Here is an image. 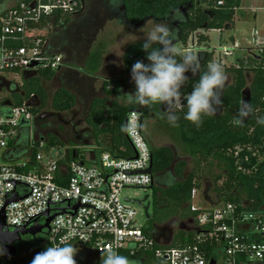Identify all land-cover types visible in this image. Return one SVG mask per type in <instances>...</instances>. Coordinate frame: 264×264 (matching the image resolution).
Masks as SVG:
<instances>
[{"label":"built area","instance_id":"2783aa9c","mask_svg":"<svg viewBox=\"0 0 264 264\" xmlns=\"http://www.w3.org/2000/svg\"><path fill=\"white\" fill-rule=\"evenodd\" d=\"M82 2L31 0L0 16V219L3 213L5 228L43 224L49 211L54 215L49 245L72 243L99 255L115 245L114 250L134 264H210L211 260L215 264H264V211L251 213L224 202L197 208L193 205L197 189L192 191L191 204L192 211L200 212L196 227L190 230L193 243L160 245L147 227L138 224L136 204L128 201L134 199L123 191L150 188L154 175L149 172L153 150L137 110L129 111L125 122L126 137L134 147L131 156L103 151L87 163L63 148H47L42 140L34 141L23 161L16 163L9 156L19 129L34 116L32 101L15 105L2 97L4 89L11 92L9 76L60 69L63 55L48 51V35L45 38L44 30L34 24L56 14H74L83 9ZM216 5L222 6L223 1ZM257 48L264 58V49ZM223 50L225 56L231 55ZM34 62L37 65L31 67ZM36 144L39 151L32 160L29 156Z\"/></svg>","mask_w":264,"mask_h":264},{"label":"trees","instance_id":"16d2710c","mask_svg":"<svg viewBox=\"0 0 264 264\" xmlns=\"http://www.w3.org/2000/svg\"><path fill=\"white\" fill-rule=\"evenodd\" d=\"M218 0H120L123 6L124 19L132 26H140L145 21L163 20L170 24L176 32L174 46L182 44L185 48L191 37H196V45H201L209 41V36L202 31L212 29L222 30L234 25L236 9L240 7L242 0H222L223 5L217 6ZM29 4L31 0H22ZM84 6V2H82ZM82 7L74 14L55 15L50 18L42 19L41 22L34 24L36 29L48 30L66 27L77 15ZM173 15L178 19L173 21ZM46 34L44 37L47 38ZM142 43L132 44L125 51V63L131 67L136 61L140 60L147 63L146 54L141 48ZM93 64L100 63L97 54L92 56ZM200 61V72L207 68V64L213 62V52H200L197 56ZM179 59V57H177ZM226 74V80L220 95L222 105L217 109L215 115L202 117L200 125L197 127L192 122L183 119L186 107L184 106L183 94L191 91V86L198 79L199 73L193 76L191 72L186 73L188 81L181 88V97L178 100L174 111L178 120L174 124L180 129L183 142L191 147L194 155L201 158V162H208L222 158L228 164L225 180L219 185L223 178H215V186L212 192L218 202L233 203L238 210H245L251 213L264 211V126L258 125L256 119L264 115V58L249 53L247 58H242L235 65H222ZM95 66L93 69H96ZM45 77H51L54 70L40 69ZM253 73L252 79L248 80V75ZM35 78V77H34ZM231 79L228 86L226 82ZM22 97H26L21 93ZM27 99L34 105L30 111L35 115L48 105L47 96L42 84L35 83L27 95ZM241 99L250 102L252 112L245 121L236 125L233 120ZM21 101L20 105L25 102ZM106 99L99 100L93 104L91 113L86 122L96 133L98 146L95 155L103 151H109L119 156H131L132 148L125 137L124 126L129 112V107H121L113 104L107 108ZM39 104V105H38ZM73 98L62 89H59L51 100V108L57 112L64 113L73 108ZM142 118L152 114L154 117L169 123L166 119V106L162 104H151L140 110ZM29 127L30 122L24 124ZM23 125V126H24ZM103 125H108L106 131L109 132L111 140L108 144H103L100 132H103ZM21 139V140H20ZM12 147L29 142V138L22 136ZM36 146L32 149L29 156L35 158ZM47 148H62L59 140L52 136L48 139ZM153 150V173L167 171L173 163V152L169 147H160ZM72 158V155H70ZM184 164H177L174 173L177 179L167 185V189L161 194L154 192L153 214L150 217L147 231L154 235V226H161L170 220H187L192 223L191 228L196 226V217L200 212L191 210L192 191L198 188L194 176L184 178ZM180 243H193L194 233L180 230ZM187 236V241L182 238ZM213 255H216L214 253ZM213 255L208 256L210 258ZM99 264V263H93Z\"/></svg>","mask_w":264,"mask_h":264},{"label":"rangeland","instance_id":"374dc122","mask_svg":"<svg viewBox=\"0 0 264 264\" xmlns=\"http://www.w3.org/2000/svg\"><path fill=\"white\" fill-rule=\"evenodd\" d=\"M20 2H22V0H0V12L13 8ZM83 2L84 6L82 11L75 15L66 27L54 28L52 26L51 29L48 30V33L44 30L43 33L48 34V51L50 53H53L54 45L55 43H58V40L68 42L73 48L76 47V44L81 46V43H77V37L84 35L83 32L87 29L83 26V24H80V21L87 16L91 5L95 9V13L92 14L93 17H95V23L94 25H91L89 30V38L93 37L95 40V42H93V49H91L93 52L94 50L96 52V50L103 51L106 49L108 50L106 52H110V57H112L117 54L119 55L121 50L118 49V47L120 45L124 46L125 43H130L128 41L136 39V37L129 34L136 35L138 37L137 40L143 39V33L139 31L141 28L133 29L127 25L126 21L122 23L119 16L116 14L111 15V13L109 14V12H107L102 1L83 0ZM234 26V28L232 27L230 29H212L207 31V34L209 35L207 46L195 45L196 37H191L188 42V49L186 50L195 54L199 50V47H204L202 49L213 52V58L215 61L218 58H221L223 63L227 65L237 64L239 60L247 56L249 52L255 51L253 53L259 56L262 53L257 50L258 45L264 49V0H242L240 7L236 9ZM149 27H151V24H149ZM200 32H202V30H200L199 33ZM232 37L235 39V42H233ZM89 38L86 40L89 41ZM183 47L184 46L180 44L176 48L182 50ZM223 48L229 50L231 55L225 56ZM76 61L78 60L76 59ZM42 72L43 71H40L38 76L39 78L33 77L28 79L24 76V71L11 74L9 76L11 79V84L9 86L11 92L4 89L2 97L10 99L15 105H20L21 101H25L27 99V95L35 86V83H42V86L47 92L48 105L41 111L51 110L49 102L54 91V85L47 79L43 78ZM252 76L253 73H250L248 75V80L252 79ZM16 84L20 87L19 92H15L18 89ZM133 86L135 87L134 84ZM21 93H24L26 97H22ZM69 114L70 113H64L62 117L65 118L66 116H69ZM143 118L144 131L148 136L152 148L156 149L160 146L169 147L173 152V163L167 171H164L155 177L153 188H147L145 190L128 189L123 191V195L134 200H139L148 194L150 195V200L152 201L156 190L159 195L163 192V190L167 189V185H170L173 181H181V179H177L174 169L177 164L183 163L185 166L183 170L184 178L194 176V180L198 184L199 190L197 195L194 197L193 205L197 208L208 207V204L204 202L205 198H207L204 197V192H206V196H212V188L215 186V178L217 176H222L223 179L218 183L221 185L225 180V174L227 173L229 163L222 158L214 159L209 162H201V158L194 155L191 151V147L183 142L180 129L177 126L161 121L150 114L145 115ZM29 127L31 131L29 142L23 144L19 141V145L17 144V146H15L11 151L10 148H4V151H10L9 156H12L13 161L16 163L26 159L28 151L31 150L32 141L35 140L38 142L40 137L45 136L44 133L48 129L53 131V135H50L47 139L55 136L62 144L64 151H67L70 148L73 149L77 146V144H75L77 139L75 132H73L72 128L70 129L69 127L63 125V122L59 118H55V120L48 119L44 122L38 121L35 126L32 121ZM84 137L91 138V135L84 134ZM35 151H39L38 146H36ZM134 207L137 212L136 219L138 224L140 226L148 227V224L150 223L149 218L153 214V206L150 207L148 215H146L144 210L137 205ZM174 221L175 235L172 245L176 246V244L180 243V239L182 237L179 233L180 230L183 231L185 228H190L191 230L192 223L187 220ZM182 239L187 241V236H184ZM73 246L76 248L77 245L73 244ZM78 248L80 249V247L77 246V249ZM81 251L82 250H78L75 255L77 264L98 263L101 258V255L89 251L85 256H83Z\"/></svg>","mask_w":264,"mask_h":264},{"label":"clouds","instance_id":"9594fccd","mask_svg":"<svg viewBox=\"0 0 264 264\" xmlns=\"http://www.w3.org/2000/svg\"><path fill=\"white\" fill-rule=\"evenodd\" d=\"M109 3H117V0H109ZM177 19L178 17L173 15V21ZM139 31L143 33L141 48L146 54L147 63L138 60L131 66V81L135 85V90L122 93L117 98L129 104L165 105L166 119L174 125L178 120L174 109L181 97V88L188 81L185 74L191 72L196 76L199 73L198 79L191 86V91L183 94L186 107L183 119L198 127L202 117L215 115L218 107L222 105L220 92L226 80L223 66L217 62H210L206 70L200 72L199 58L187 50H180L174 46L176 32L163 20L145 21ZM129 35L136 39L128 42H135L138 38L134 34ZM251 112L250 102L241 99L233 123L242 124ZM256 123L264 126V115L258 116ZM114 248L115 245L113 249L102 251L99 264H134ZM77 251L72 243L49 245L36 253L30 264H77L74 259Z\"/></svg>","mask_w":264,"mask_h":264},{"label":"crops","instance_id":"0c3cea01","mask_svg":"<svg viewBox=\"0 0 264 264\" xmlns=\"http://www.w3.org/2000/svg\"><path fill=\"white\" fill-rule=\"evenodd\" d=\"M5 11L6 10L1 11L0 16ZM234 24H235V19H234ZM127 25H129L133 29H139V28H142L144 24L140 26H132L127 23ZM232 27L234 28L235 26L233 25L225 29H230ZM200 33L208 35L207 31H202ZM232 40L233 42H235V39L233 37H232ZM78 41L77 43L78 44L81 43V46L76 44V47L73 48L72 46H70L68 42H65L64 40H58V43H55L54 45L53 53L63 55V58H64L63 64L60 67V69L54 71L51 77L47 78L43 74L42 76L43 78L47 79L50 83L54 85V91L52 93V97L49 102L50 104H51V100L54 94L59 89L65 90L73 98V102H74L73 108L64 113L75 112L74 117L71 119V122L67 127H69L70 129L72 128L73 132H75L76 138H77L75 144H77V146L73 149L72 148L68 149V151L70 150V152H72V150L76 149L79 152V154L84 156V159L82 162L91 163L95 159H97V157L99 156V155H95V149L98 146V140L96 139L97 135L95 131L87 125V122H86L89 114L91 113L93 104H95V102L99 100L106 99L107 108L112 107L113 104H117L121 107H129V111L137 110L139 112L140 110H142V108H145L147 106V105H137V104L125 103L119 98H117V96L122 93H130L135 90V87L133 86V83L131 81V67H128L125 63V51L132 44L143 43V39L136 40L135 42L125 43L124 46L120 45L118 47V49L121 50L119 55L118 54L115 55L114 53L115 56H112V57H110L111 56L109 54L110 52H106L108 51L106 49L103 51L96 50V52L95 50L94 52L93 50H91L93 49V42H95L93 37L89 38V41L85 39L78 40ZM178 45L180 44L175 45V47H177ZM202 45L207 46L208 42L202 43L201 45H198V46H202ZM202 48L199 47V50L195 53L196 56H198L200 52H207V50L202 49ZM186 49H188V46L187 48L183 47L182 50H186ZM253 52H249V53L254 54ZM249 53L247 54V56L243 58H247ZM93 54H97L100 57L99 65H97V62L93 64V60L91 57ZM76 59L78 61H76ZM213 61H215L214 58H213ZM215 62L220 63L221 65H227L223 63L221 58L220 59L218 58ZM95 66H98V67L96 69H93ZM39 73L40 71L25 72L24 76L26 77V79L38 77ZM17 88L18 89L15 92L20 91L19 90L20 87L18 84H17ZM44 91L47 96V92L45 89ZM29 101H35V100H29ZM29 101H25V102H29ZM47 101H48V96H47ZM64 113H60V115H64ZM143 122H144V118H143ZM27 128L29 127H26L24 125L19 129L18 139L24 136V133L26 134L28 132ZM143 128H144V123H143ZM107 129H108V125H103L102 127L103 132H100L101 133L100 137L102 136V141L104 145L110 143V140H111L109 132L106 131ZM124 133H125V126H124ZM84 134L91 135V138H85ZM145 135L148 139V136L146 133ZM125 137H126V133H125ZM160 147H164V146H160ZM212 160H209V161H212ZM159 174L160 173H153L154 179ZM153 187H154V182L150 188H153ZM198 190L199 189L197 188V193H198ZM204 196L207 197L205 198V201H206L205 203L208 204V206L218 204V201L216 200V197L214 194H212L213 197L212 196L209 197V196H206V192H204ZM78 250H82L81 252L83 253L82 254L83 256H85L88 253V251L83 247H80V249L78 248Z\"/></svg>","mask_w":264,"mask_h":264},{"label":"flooded vegetation","instance_id":"af4514ba","mask_svg":"<svg viewBox=\"0 0 264 264\" xmlns=\"http://www.w3.org/2000/svg\"><path fill=\"white\" fill-rule=\"evenodd\" d=\"M100 1H102L104 8L107 10V12H109V14L110 13L111 15L116 14L117 16L120 17L121 20L124 19L123 6L121 5L120 0H117V3H109V0H99V2ZM94 13H95V9L91 5V8L87 16H85L80 21V24H83V26H85L87 30L83 32L84 35L77 37L78 38L77 41L83 40V39L86 40L87 38H89L90 36L89 30L91 28V25H94L95 23V20H94L95 17H93L92 15ZM74 115H75V112H72L69 114V116H66L65 118H63L59 112L51 109V110L38 112L37 114L33 116V119L31 120V122L33 121L34 126H35L38 121L44 122L45 120H48V119L55 120V118L56 119L59 118L63 122V125L68 126L71 122V119L74 117ZM27 130L28 132L26 134L24 133V136L27 135V137L30 139V132H31L30 127L27 128ZM44 134L45 136L40 137L39 141L42 140V141H45V143H47L48 142L47 138L50 135H53V131L48 129ZM33 143H34V140L32 141V144ZM151 206H153V200L151 201L150 207ZM159 233H160L159 231H156L155 235H158ZM47 246H49L47 229H42L35 236H31V235L23 236L21 240L15 244L16 251L14 253L13 259L9 258L6 250L0 247V252H3V254H0V264H30V261L32 260L33 256L36 253L43 251Z\"/></svg>","mask_w":264,"mask_h":264},{"label":"water","instance_id":"95a60500","mask_svg":"<svg viewBox=\"0 0 264 264\" xmlns=\"http://www.w3.org/2000/svg\"><path fill=\"white\" fill-rule=\"evenodd\" d=\"M36 65H37V63L34 62L31 65V67H34ZM230 84H231V79L229 78L227 80L225 86H228ZM27 105H29V104H27ZM127 140L129 142L131 148L134 150L132 143L129 141L128 138H127ZM72 154H73L74 159L79 158V160L83 161L84 156L79 154V152L76 149L72 151ZM149 172L153 174V165L151 166ZM9 201H11V199ZM9 201L7 203H9ZM128 201L135 203L138 207H140L141 209L144 210L146 215H148V211H149L150 205H151L150 195L146 194L145 196H143L139 200H128ZM77 207H78V205L75 208H77ZM45 216H46V220L43 224H39L36 226H29V227L26 226V227H23L21 229L12 230L9 228H5V223H4L5 218H4V214L2 213V216L0 219V247H2L3 249L6 250L9 258L13 259L14 253L16 251L15 244L17 242H19L23 236H26V235L35 236L42 229L49 230V227H50L49 225H50L51 220L54 218V215H49V211H46ZM174 222H175L174 220H170L169 222H167L161 226H157V227L154 226L153 230L155 232L156 231L160 232L158 235H154L155 240L158 244L168 246L173 242V238L175 235ZM183 231L189 232L190 228H188V229L185 228V229H183ZM210 264H215V261L211 260Z\"/></svg>","mask_w":264,"mask_h":264}]
</instances>
